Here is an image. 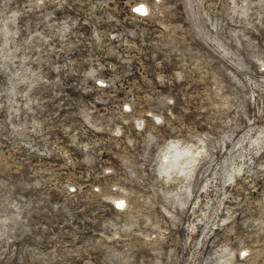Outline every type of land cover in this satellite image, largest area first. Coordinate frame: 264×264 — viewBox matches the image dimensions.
<instances>
[{
    "label": "clouds",
    "instance_id": "clouds-1",
    "mask_svg": "<svg viewBox=\"0 0 264 264\" xmlns=\"http://www.w3.org/2000/svg\"><path fill=\"white\" fill-rule=\"evenodd\" d=\"M75 5L94 46L118 41L131 66L139 38L153 67L118 99L92 61L95 103L61 117L48 104L80 74ZM0 146V264H264V0H0ZM81 213L77 233L42 222Z\"/></svg>",
    "mask_w": 264,
    "mask_h": 264
},
{
    "label": "rangeland",
    "instance_id": "rangeland-1",
    "mask_svg": "<svg viewBox=\"0 0 264 264\" xmlns=\"http://www.w3.org/2000/svg\"><path fill=\"white\" fill-rule=\"evenodd\" d=\"M21 6L27 3V0H20ZM76 10H70V14L75 18V16H80L81 25L75 29L76 35L71 38V42L75 45L72 51L69 53L71 59L76 61V68L79 70V75H67L65 76L61 73V77L63 79V84L56 89L57 92L60 93L58 97H55L53 101H50L48 107L52 109L53 112L59 111L61 117L66 116L69 112L77 111L81 106H87L83 100H90L95 103L94 97L98 94L97 92L93 93H84L83 89L85 88V84L83 82V71H86L89 64L96 60L98 63H102L105 66V70L98 73V75L103 76L108 79H113L115 77H120L117 81V86L122 90L117 93V98H123L125 95V90L132 87L133 82L139 81L141 84L144 83L142 79L143 74H150L152 72L153 65L151 64L150 59L148 58V53L151 51L150 43L148 45L142 44L140 39L137 38L135 43L139 47H141L145 55L139 56V59L135 57L138 53L135 50H131V55L133 56L131 66L127 65L123 61L128 58L129 52L126 51L124 46H121L118 41L110 40L107 36L102 41L104 47H96L95 42L91 41V33L92 28L91 25H86L83 23V20L86 17L83 15V12L79 11L80 5L74 6ZM111 7V5H110ZM101 13H98L100 15ZM93 24H97V31L107 32L111 31L113 25L108 24L107 22L101 21H92ZM122 29H117L120 31ZM131 40L132 38H128ZM109 48H112L119 55L113 56L109 53ZM143 61V65L141 64ZM111 65H116L115 71H113ZM93 66H95L93 64ZM129 67H131L132 74L126 75ZM88 86L95 87L91 81H88ZM105 92H111L112 89H104ZM83 97V100L82 98ZM63 101V105L61 107H57V105ZM117 101H110L109 105H101L96 104L95 106L104 111L106 107H110L113 103ZM70 115V114H69ZM52 139L55 140V135L52 136ZM10 146H0V170L7 171L9 164L13 163V157L9 154ZM16 157H21L20 152L13 153ZM79 155V154H77ZM107 158V156L105 157ZM51 161H56L57 163H63V158L59 156H54L50 158H35L31 160V168L25 167L23 171H26L30 176H36L39 174H44V170L48 169L51 171L53 169V165ZM62 173H67L69 169H61ZM74 171V170H72ZM71 177L67 175H61L58 179L61 183H65L67 179ZM45 179H47V175H45ZM49 193H51L53 199H59L63 196V192L56 185H52L48 189ZM41 196L43 197V193L41 192ZM85 215L84 213L79 214L80 219H76L75 221L65 225L63 224V220L67 219L62 215L61 218L57 220H52L50 217L43 219L42 222L48 224L50 228H55L57 231L61 230V228L66 229L69 232L77 233V227L83 229L84 223H82V217ZM37 220L40 221L41 217H37ZM88 235H94V233L89 232ZM83 239L82 235L78 236H69L68 240L75 243L76 239Z\"/></svg>",
    "mask_w": 264,
    "mask_h": 264
}]
</instances>
